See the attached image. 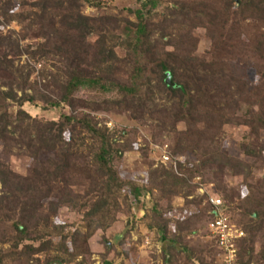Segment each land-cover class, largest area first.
<instances>
[{"label":"trees","instance_id":"obj_1","mask_svg":"<svg viewBox=\"0 0 264 264\" xmlns=\"http://www.w3.org/2000/svg\"><path fill=\"white\" fill-rule=\"evenodd\" d=\"M108 3L0 0V18L20 26L0 30V264H90L89 237L109 229L122 203L143 209L145 227L166 241L165 264H214L213 247L186 238L196 214L164 217L205 173L244 232L237 260L264 264V176L253 175L264 167V0ZM26 103L58 117L32 116ZM92 112H122L153 140L165 137L172 160L157 167L146 154V179L124 178L118 164L139 149L137 130ZM226 126L246 129L240 150L253 162L229 152ZM16 155L32 159L25 174L5 159ZM227 176L242 183L228 188ZM193 197L211 220L207 192ZM61 207L79 222H56ZM102 244L101 264H127Z\"/></svg>","mask_w":264,"mask_h":264},{"label":"rangeland","instance_id":"obj_2","mask_svg":"<svg viewBox=\"0 0 264 264\" xmlns=\"http://www.w3.org/2000/svg\"><path fill=\"white\" fill-rule=\"evenodd\" d=\"M102 1L106 2V4L109 2L108 5L105 4L106 6H113L114 2L117 3L116 5H114L117 7H121V5L123 4L126 6H133L134 4V0ZM93 12H95L93 8H85V13ZM19 28L20 26L15 22L5 23V20H2L0 18V30H2V32H6L7 29L18 31ZM207 47L208 41L205 38H202L199 43L198 52L203 53L205 48ZM27 58L28 56L26 54H23L22 58H20L19 63L23 62V60ZM23 108L32 116L36 115L47 119H56L58 117L57 112L44 111L39 108V105L33 106L26 103L23 105ZM92 114H95L98 118L106 116V124L110 128H116V126H119L127 130H137L135 147L139 149L125 153L121 162H119L118 164L119 172L124 178L140 181L146 179L147 170L141 161V158H145L146 154L148 155V158L154 162L153 166L162 167L164 165L158 158L159 148L161 147L165 148V150L169 153L168 140L165 137L156 138V140H153L151 135L146 131L144 127L135 123L134 120L130 119L122 112H92ZM245 134L246 129H244L242 126H226L225 146L230 153L238 156L239 158H243V160L250 163L254 160L250 157L244 156V153L240 150L241 143L246 142L244 139ZM261 139L262 144H264V133L261 136ZM165 144L167 145V147H164ZM179 158H181L180 160L192 159L190 156L185 155H182ZM5 159L10 163L11 167L20 174H25L27 168L31 165L32 162L31 158L24 155L10 156L9 158ZM171 160L172 157L170 155V160L168 162H170ZM253 175L255 177L254 179L263 177L264 167L253 168ZM226 181V186L228 188L236 184L240 185L242 183L240 176H227ZM189 182L192 185H197L196 194L190 195L188 199L176 197L172 202V205L175 208L171 211H166L164 217L167 219L172 218L182 220L190 214H196V216L191 217L190 229L192 228L193 232H189L186 238L195 246L198 245L202 247H213L214 264H220L219 255L221 252L219 248L213 243V237L209 235V232L206 228L208 218L204 215L203 212L201 214L198 213L199 209L202 211L205 201L196 205L194 203V199L196 200L197 198L193 196L207 192L212 195L217 194L219 198H222V194L219 191L218 186L212 183L211 175L209 173H205L203 177L196 175L195 177L189 179ZM242 190L243 192L246 191L245 186L242 188ZM146 196L148 197V195ZM135 207L130 206L129 208L127 205L122 203L121 209L116 212V219L114 222H112V225L109 227V229L104 231L97 230L93 233L92 236L89 237L87 242L90 246L91 253L86 255V258L88 262H90V264H101V252L104 249V246L102 244L103 238L108 240V243L115 244L116 247L113 249V253L115 254L117 249L120 250V254L125 255L127 264H165L161 252L165 247L164 244L166 243V241L159 240L157 235L153 231H150L145 227L144 221L141 220L142 216L144 215V210L140 207H137L135 209ZM227 216L229 218V215ZM79 220L80 217L78 216V214H76L74 211H71L70 208L66 207L59 208L57 217H55L56 222H64L66 224L74 222L77 224ZM170 226H173V224L171 223ZM1 237L2 236L0 234V241ZM120 240L121 243H117ZM3 245L4 248L7 246V244ZM69 248L70 250L72 249L70 243ZM255 249L256 251L260 249V244L258 241L255 244ZM179 261L182 264H189V260H186L185 258H181V260ZM7 262L8 263L4 264H12L11 260L7 259Z\"/></svg>","mask_w":264,"mask_h":264},{"label":"built area","instance_id":"obj_3","mask_svg":"<svg viewBox=\"0 0 264 264\" xmlns=\"http://www.w3.org/2000/svg\"><path fill=\"white\" fill-rule=\"evenodd\" d=\"M164 147H167L165 144ZM165 164L170 160L169 153L165 148H159V158ZM208 203L211 205L213 217L207 222L206 228L209 235L215 237L217 247L220 250V264H241L237 260L236 240L243 236L244 232L232 223L228 216L223 212V202L218 196L207 193Z\"/></svg>","mask_w":264,"mask_h":264}]
</instances>
